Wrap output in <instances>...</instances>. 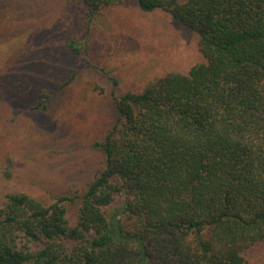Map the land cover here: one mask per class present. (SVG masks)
<instances>
[{
  "label": "trees",
  "instance_id": "obj_1",
  "mask_svg": "<svg viewBox=\"0 0 264 264\" xmlns=\"http://www.w3.org/2000/svg\"><path fill=\"white\" fill-rule=\"evenodd\" d=\"M64 1L91 19L128 0ZM132 1L194 31L204 59L110 94L113 118L87 139L101 161L81 158L54 186L14 176L0 128V264H251L264 244V0ZM76 74L28 96L25 110L46 117L30 120L42 151L59 142ZM6 81L0 113L20 122Z\"/></svg>",
  "mask_w": 264,
  "mask_h": 264
},
{
  "label": "rangeland",
  "instance_id": "obj_2",
  "mask_svg": "<svg viewBox=\"0 0 264 264\" xmlns=\"http://www.w3.org/2000/svg\"><path fill=\"white\" fill-rule=\"evenodd\" d=\"M69 39L80 47L78 57L65 47ZM203 59L194 31L163 10L142 11L132 0L102 8L91 19L64 0H0V84L7 79L3 87L14 101V110L9 108L18 118L25 117L10 121L4 110L0 113L14 176L46 174L54 186L81 158L83 169L92 160L101 161L87 139H100L113 118L110 94L140 92L154 78L186 72ZM72 71L77 72L73 100L61 104L67 115L56 116L65 127L55 124L59 142L42 151L32 138L30 120L36 116L25 110L28 96ZM82 94L88 98L80 104ZM40 116L35 118L39 124L46 120ZM76 207L69 206L70 218ZM249 261L264 264V244L251 249Z\"/></svg>",
  "mask_w": 264,
  "mask_h": 264
}]
</instances>
